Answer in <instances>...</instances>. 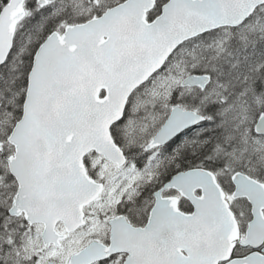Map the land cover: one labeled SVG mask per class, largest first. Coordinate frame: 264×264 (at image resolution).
Wrapping results in <instances>:
<instances>
[{
    "label": "snow or ice",
    "instance_id": "snow-or-ice-1",
    "mask_svg": "<svg viewBox=\"0 0 264 264\" xmlns=\"http://www.w3.org/2000/svg\"><path fill=\"white\" fill-rule=\"evenodd\" d=\"M0 264H264V0H0Z\"/></svg>",
    "mask_w": 264,
    "mask_h": 264
}]
</instances>
